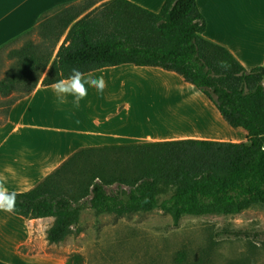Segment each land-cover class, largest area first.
Wrapping results in <instances>:
<instances>
[{
  "label": "trees",
  "instance_id": "1",
  "mask_svg": "<svg viewBox=\"0 0 264 264\" xmlns=\"http://www.w3.org/2000/svg\"><path fill=\"white\" fill-rule=\"evenodd\" d=\"M60 4L34 28L0 48L12 60L0 79L7 119L13 104L39 85H53L123 64L159 67L204 93L225 122L242 128L240 142L180 138L110 144L76 150L27 191L15 193L14 214L54 217L49 243L82 229V211L125 216L160 210L178 225L184 215H235L264 207V66L246 68L225 46L204 36L197 0H165L158 12L129 0ZM37 34L40 39L33 38ZM184 252L176 261L182 263ZM82 255L68 264H82Z\"/></svg>",
  "mask_w": 264,
  "mask_h": 264
},
{
  "label": "crops",
  "instance_id": "2",
  "mask_svg": "<svg viewBox=\"0 0 264 264\" xmlns=\"http://www.w3.org/2000/svg\"><path fill=\"white\" fill-rule=\"evenodd\" d=\"M78 1L81 0H0V48L34 28L44 12ZM105 1L98 0L92 8ZM129 1L153 12H158L165 2ZM197 4L206 19V38L227 47L248 69L264 66V0H197ZM115 70L158 78L160 82L155 89H142L140 95L147 104L159 103L161 107L136 115L131 113L125 99H118L111 108L94 109L86 114V99L80 101L79 107L72 101L68 103L67 97V102L60 104L53 85H39L16 101L7 119L0 123V184L5 192L31 189L83 147L180 138L232 142L246 139L245 130L229 126L204 93L174 72L123 64L92 71L83 77ZM120 93L114 94L124 98ZM163 98L198 99L207 112L188 110L183 118L191 125L205 127L183 133L164 131L173 128L166 126L169 121L180 122L175 108L164 110ZM53 221L54 217L27 220L0 210V264H67L66 259L51 253L67 252L57 250L63 241L47 240V230Z\"/></svg>",
  "mask_w": 264,
  "mask_h": 264
},
{
  "label": "rangeland",
  "instance_id": "3",
  "mask_svg": "<svg viewBox=\"0 0 264 264\" xmlns=\"http://www.w3.org/2000/svg\"><path fill=\"white\" fill-rule=\"evenodd\" d=\"M33 38L36 41L40 39L36 33ZM21 44L19 42L0 52V79L13 63L7 57V51ZM101 76L105 81L102 93L85 84L86 114L94 109L111 108L118 99H125L131 113L136 115L161 107L159 103L147 104L140 95L142 89H155L160 82L158 78L118 70L83 78ZM118 91L125 97H117L119 94L114 93ZM19 93L14 91L9 97L0 96V104L6 106L4 102ZM73 99L67 96L68 103ZM161 102H164L165 111L172 107L178 111L175 114L180 122L169 121L166 126L173 128H165L164 131L183 133L205 127L191 125L183 118L188 110L207 112L198 99L163 98ZM80 227L81 233L70 234L62 247H57L58 251L63 249L67 252L51 253L66 259V262L78 253L82 255V264H180L176 261L179 252L185 253L181 264H264V207L260 206L235 215H184L176 226L171 216L160 210L116 216L96 215L92 209L86 208L81 214Z\"/></svg>",
  "mask_w": 264,
  "mask_h": 264
},
{
  "label": "clouds",
  "instance_id": "4",
  "mask_svg": "<svg viewBox=\"0 0 264 264\" xmlns=\"http://www.w3.org/2000/svg\"><path fill=\"white\" fill-rule=\"evenodd\" d=\"M85 84L91 85L100 93L103 92L105 87V81L102 76L99 78L90 77L85 80L83 74L75 68L72 69L69 77L56 81L52 87L60 104L67 102V96H72L74 98L72 101L73 105L79 107L80 101L87 95ZM15 195V193L5 194L3 185L0 184V210L6 212L14 211Z\"/></svg>",
  "mask_w": 264,
  "mask_h": 264
}]
</instances>
